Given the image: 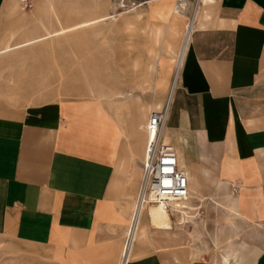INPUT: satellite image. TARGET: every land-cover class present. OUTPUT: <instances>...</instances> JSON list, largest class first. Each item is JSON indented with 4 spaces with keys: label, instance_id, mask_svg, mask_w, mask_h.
I'll list each match as a JSON object with an SVG mask.
<instances>
[{
    "label": "crops",
    "instance_id": "1",
    "mask_svg": "<svg viewBox=\"0 0 264 264\" xmlns=\"http://www.w3.org/2000/svg\"><path fill=\"white\" fill-rule=\"evenodd\" d=\"M147 1L136 14L154 41L142 78L167 94L142 103L131 126L101 99L0 103V243L52 264H123L144 179V125L171 96L164 139L189 174V207L204 218L170 213L162 228L142 213L127 264H264V0H201L180 69L195 0ZM13 9L0 0V52L10 49L0 56L59 32L9 43Z\"/></svg>",
    "mask_w": 264,
    "mask_h": 264
},
{
    "label": "rangeland",
    "instance_id": "2",
    "mask_svg": "<svg viewBox=\"0 0 264 264\" xmlns=\"http://www.w3.org/2000/svg\"><path fill=\"white\" fill-rule=\"evenodd\" d=\"M12 1L14 9L9 27H5V41L10 39L9 43H17L60 29L49 36L54 38L0 56V103L101 99L131 126L134 111L142 103L150 104L154 100L162 103L166 100L164 95L167 91L164 94L159 88L156 93L153 81L144 82L142 78L145 71L142 61L145 65L149 60L147 49L154 45L153 38L147 33L148 29L144 28L145 21L136 18L138 12L146 9L124 13L122 17L117 16L119 21H111L105 20L113 9L110 0H31V8L25 10L22 9L21 0ZM100 14L107 15L89 26L73 29L63 27ZM124 19L136 23L129 27L122 21ZM64 28L68 30L62 33ZM185 32L186 28L181 32L177 53ZM163 35V29L158 28L156 37L160 40ZM46 38L40 37L18 47ZM8 51L10 49L0 53ZM177 55L174 59H177ZM137 60L141 63L140 67L133 66ZM161 68L159 66V70ZM174 68L173 62L172 79ZM127 138L130 141L128 152L138 155L134 152L132 136ZM143 157L144 154L142 161ZM136 201L138 198L133 202ZM195 216L204 215L200 214V210L191 209L188 219H194L192 217ZM203 231L209 242L210 229L205 228ZM126 239L127 236L124 237L123 246ZM21 248L13 242H1L0 264H52L49 258L40 260L32 255L35 251Z\"/></svg>",
    "mask_w": 264,
    "mask_h": 264
},
{
    "label": "built area",
    "instance_id": "3",
    "mask_svg": "<svg viewBox=\"0 0 264 264\" xmlns=\"http://www.w3.org/2000/svg\"><path fill=\"white\" fill-rule=\"evenodd\" d=\"M113 6L111 16H119L141 9L147 0H110ZM201 0H195V11ZM32 6L31 0H22V8L29 9ZM184 9V8H183ZM194 21V16H192ZM171 96L162 109L151 111L147 131L146 151L143 161L144 179L138 197V204L141 207L136 209V217L133 225L129 227L126 245L133 246V235L136 231L137 222L141 216L145 204L150 203L149 196L155 193L154 202L162 203L170 213L182 212L174 206V201L187 202L191 199L190 179L188 172L180 166L179 158L174 146L164 139V131L167 124L170 110Z\"/></svg>",
    "mask_w": 264,
    "mask_h": 264
},
{
    "label": "bare ground",
    "instance_id": "4",
    "mask_svg": "<svg viewBox=\"0 0 264 264\" xmlns=\"http://www.w3.org/2000/svg\"><path fill=\"white\" fill-rule=\"evenodd\" d=\"M183 10L181 8H176L174 9V12L175 13H181ZM172 12V13H174ZM196 11L194 10L193 12V16H194V21L192 20V16H191V20L189 21L188 23V28H187V32H186V38H185V45L184 47L182 48V51L180 53L179 56V61H178V65L177 67L180 69L182 64H183V61H184V58L186 56V53H187V50H188V46H189V42H190V38H191V34L194 30V23H195V14ZM124 14V13H123ZM123 14H120L119 17L123 16ZM119 17H116V16H111V14H109V16L107 18H105V20H111V21H115L117 20ZM104 19V18H103ZM102 20V19H101ZM100 20V21H101ZM99 22V20L97 21ZM90 23H85V24H81L79 26H76L74 28H77V27H83V26H86ZM73 29V28H72ZM68 29H62V33L63 32H66ZM179 54V53H178ZM178 68H177V71H178ZM178 73V72H177ZM177 75V74H176ZM178 76V75H177ZM175 78V77H174ZM177 79V78H176ZM173 81V80H172ZM177 80L174 81L173 83V87H175V84H176ZM174 89V88H172ZM173 92V91H172ZM170 93V92H169ZM170 96V95H169ZM168 100V98H167ZM149 118V117H148ZM147 122H148V119H147ZM147 122L145 124V134H146V142H147V138H148V131H147ZM145 151H146V146H145ZM149 201L152 200L150 203L148 204H145L141 212V214L143 213V217L146 218L148 221H149V224L152 225V226H156V227H168L170 228L171 225H172V219H171V214L168 210L165 209L164 205L162 203H157V202H154V199H155V193H151L150 196H149ZM173 205L176 206L178 205L179 207H176L177 210L181 211L182 214H187L191 209H194V207H189L188 203L187 202H180V201H174L173 202ZM137 207H141V204H137ZM185 216V215H184ZM184 216H179V221H182L185 219ZM187 217V216H186ZM135 220V219H134ZM183 223V222H182ZM184 224V223H183ZM133 225V224H132ZM139 229L140 227H138V222H137V226H136V231L133 235V240L135 241V238H136V233H137V230H138V233H139ZM131 252V247L129 248V246L127 247L126 245V250H125V255L123 256L124 257V262L123 264H127V259L129 257V254Z\"/></svg>",
    "mask_w": 264,
    "mask_h": 264
}]
</instances>
